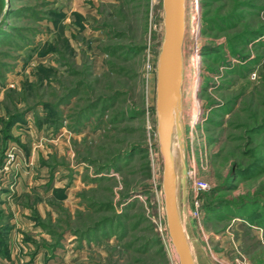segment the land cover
<instances>
[{"label":"rangeland","instance_id":"374dc122","mask_svg":"<svg viewBox=\"0 0 264 264\" xmlns=\"http://www.w3.org/2000/svg\"><path fill=\"white\" fill-rule=\"evenodd\" d=\"M163 16V0H0V264H179L156 116ZM183 49L194 257L264 264V0H186ZM184 169L210 186L199 220Z\"/></svg>","mask_w":264,"mask_h":264},{"label":"water","instance_id":"95a60500","mask_svg":"<svg viewBox=\"0 0 264 264\" xmlns=\"http://www.w3.org/2000/svg\"><path fill=\"white\" fill-rule=\"evenodd\" d=\"M185 3L186 0H163L164 36L157 65L156 116L159 147L164 158L162 190L168 232L179 264H197L181 220L178 195V149L183 135Z\"/></svg>","mask_w":264,"mask_h":264},{"label":"built area","instance_id":"2783aa9c","mask_svg":"<svg viewBox=\"0 0 264 264\" xmlns=\"http://www.w3.org/2000/svg\"><path fill=\"white\" fill-rule=\"evenodd\" d=\"M184 189H186V184L188 181L191 184V191H192V199L191 203L193 204V209L191 211V216L195 219H200L202 215V200H201V194L204 191H207L209 189V183L207 182L206 179L202 178L201 176L198 175L197 172L195 171H188L186 169L185 177H184ZM186 190H184L185 193ZM185 197V196H184Z\"/></svg>","mask_w":264,"mask_h":264},{"label":"bare ground","instance_id":"6f19581e","mask_svg":"<svg viewBox=\"0 0 264 264\" xmlns=\"http://www.w3.org/2000/svg\"><path fill=\"white\" fill-rule=\"evenodd\" d=\"M184 45V44H183ZM183 57H184V49H183ZM183 64H184V59H183ZM183 84V83H182ZM182 111H183V102H182ZM181 117H182V113H181ZM181 122H182V119H181ZM180 148V147H179ZM181 150V149H180ZM182 152V151H181ZM182 156V155H181ZM182 159V158H181ZM178 185H179V178H180V175H181V163H180V156H179V160H178ZM181 220H182V223L184 225V220H183V217L181 215ZM166 223H167V219H166ZM185 227V226H184ZM167 231H168V228H167ZM171 239V238H170ZM192 248V247H191ZM175 249V247H174ZM176 251V250H175ZM177 253V252H176ZM178 255V254H177Z\"/></svg>","mask_w":264,"mask_h":264}]
</instances>
